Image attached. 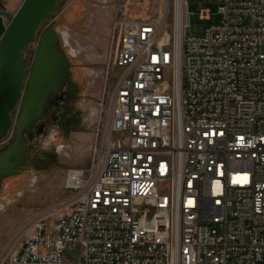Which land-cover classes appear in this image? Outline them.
<instances>
[{"label":"built area","instance_id":"built-area-1","mask_svg":"<svg viewBox=\"0 0 264 264\" xmlns=\"http://www.w3.org/2000/svg\"><path fill=\"white\" fill-rule=\"evenodd\" d=\"M200 1L220 20L199 37L189 0L180 29L116 22L105 136L89 172L68 173L81 196L28 222L0 264H264V0Z\"/></svg>","mask_w":264,"mask_h":264},{"label":"rangeland","instance_id":"rangeland-1","mask_svg":"<svg viewBox=\"0 0 264 264\" xmlns=\"http://www.w3.org/2000/svg\"><path fill=\"white\" fill-rule=\"evenodd\" d=\"M23 1L0 0V11L13 16ZM205 9L211 11L210 20L201 18V11ZM189 10L192 13L190 36H202L207 26L220 20L219 5L215 2L189 0ZM178 11V0H59L55 13L42 21L36 41L24 52L25 58L30 66L38 39L48 28L65 30L68 46L62 48L70 54L79 84L75 103L78 117L68 127H49L33 142L34 167L29 166L22 173L3 180L0 200L5 197L9 203L0 211V263L3 250L28 222L45 217L53 223L81 196V191L69 187L68 173L71 169L89 172L95 147L99 150L105 136L108 109H102L99 104L105 87L109 89L115 81L116 22L164 18L172 30ZM4 21L9 23L7 17ZM260 49L264 51V43ZM9 137L14 140V129ZM18 176H23L21 182H17ZM66 255L74 259L75 253L67 249Z\"/></svg>","mask_w":264,"mask_h":264},{"label":"water","instance_id":"water-1","mask_svg":"<svg viewBox=\"0 0 264 264\" xmlns=\"http://www.w3.org/2000/svg\"><path fill=\"white\" fill-rule=\"evenodd\" d=\"M59 0H24L6 24L0 14V142L14 129L16 138L7 149L0 151L1 180L17 167L25 151L24 131L41 118L69 75V63L58 50V37L52 29L38 39L33 67L25 83L23 51L36 38L40 22L50 17ZM20 109L15 114L16 109Z\"/></svg>","mask_w":264,"mask_h":264},{"label":"flooded vegetation","instance_id":"flooded-vegetation-1","mask_svg":"<svg viewBox=\"0 0 264 264\" xmlns=\"http://www.w3.org/2000/svg\"><path fill=\"white\" fill-rule=\"evenodd\" d=\"M0 14L3 16V18L7 17L8 19H9V16H12V15H10V13L2 12V11H0ZM46 18H48V17H46ZM42 21L40 22L39 27H40ZM39 27H38V29H39ZM38 29L36 31V38L34 41H36V39H37ZM49 29H52L59 39L58 45H57L58 50L64 52L66 55L67 61L69 63V75L67 77L65 84L62 86V88L60 89V91L58 93V98L47 109L45 114L32 125V127L30 129H26L24 131L23 135H24L25 144H26L25 151H23L22 154L20 155L17 167H15L12 170L10 175H7V176L5 175L2 178L1 187H2V182L5 178H10V177L16 176V175L22 173L24 170H26V168H28L29 166L34 167L33 161H34V157L36 156V148L33 145V142L35 140H37V138L42 136L47 131V129L49 127H52V126H55V127L67 126L68 127V125L69 126L71 125V123H72L71 121L78 117V113H77L76 108H75V103H76V100L78 97V91H79L78 85L79 84L77 82L76 77H74V66H73V63L70 62V60H69L70 54L67 53V51L62 48V46L64 48H67V46H68V42L65 41V37H64L65 30H62L60 27H58L56 30H54L52 27H50L46 31H48ZM62 41L64 42V44L62 43ZM26 48L23 51V55H24L25 60H26V58H25L24 52L26 51ZM32 67H33V62L30 66H28V62H26V65H25V83H27V81L29 80ZM19 111H20V109L18 108L14 111V113L18 114ZM14 134H15V131H14ZM15 138H16V134H15ZM15 138H14V140H15ZM14 140H11L9 136L5 137L0 142V151L7 149L8 146ZM35 165H37V164H35ZM19 177L20 176L17 177L18 178L17 182H21V179L23 176L21 178H19ZM0 190H1V188H0ZM9 194H10V192L8 193V195ZM8 203H9V201H7V199L5 197H3V199L0 200V207L3 205H7Z\"/></svg>","mask_w":264,"mask_h":264},{"label":"bare ground","instance_id":"bare-ground-1","mask_svg":"<svg viewBox=\"0 0 264 264\" xmlns=\"http://www.w3.org/2000/svg\"><path fill=\"white\" fill-rule=\"evenodd\" d=\"M179 1V11L178 14L176 16V23L178 28L180 29L181 23L183 22V17H184V13H185V0H178ZM71 174L69 176V183L71 181Z\"/></svg>","mask_w":264,"mask_h":264}]
</instances>
